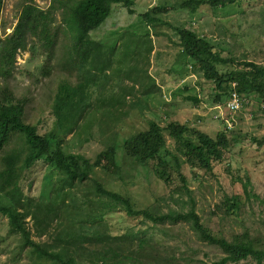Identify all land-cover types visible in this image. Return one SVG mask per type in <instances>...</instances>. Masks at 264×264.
Masks as SVG:
<instances>
[{
  "label": "trees",
  "instance_id": "1",
  "mask_svg": "<svg viewBox=\"0 0 264 264\" xmlns=\"http://www.w3.org/2000/svg\"><path fill=\"white\" fill-rule=\"evenodd\" d=\"M236 1L184 0L180 7L189 12L202 6L224 10ZM115 5L127 8L130 15L135 13L134 0H51L47 9L39 7L34 0H25L12 33L4 37L0 34V77L6 82L10 79L19 53L35 55L39 51L46 54L42 71L49 75L60 40L58 29L53 31L51 26L60 11L72 40L63 68L76 70L78 74L76 85L69 82L59 85L53 104L55 126L45 134L25 122L27 100L17 99L6 83L0 90V216L8 220V234L20 237V252L27 250L31 264H239L243 261L264 264V226L253 229L244 225L242 232H231L227 237L222 230L204 222L197 213L196 194L189 186L188 171L185 172L190 169L193 177L202 174L206 180L215 176V168L226 161L235 142L231 137L233 127L228 129L225 121L223 129L213 138L204 125L182 123L167 115L164 125L150 120L148 129L125 138L121 145L117 132L109 133L110 128L108 131L105 126H99V135L88 132L86 139H100L103 145L93 158L65 150L66 136L94 127V117L89 118L94 112L106 111L110 118L125 101L126 94L118 93L117 86L112 87L108 97L103 95L106 83L102 85L98 76L107 80L108 70L113 65L105 57L104 45L89 36L111 16ZM2 7L3 0H0V14ZM165 10L160 6L152 8L144 20L148 24L159 22L157 15ZM174 30L179 37L176 62L182 66L179 76L190 71L188 65L194 72H200L214 91L215 105L227 102L233 83L251 106L264 103V63L244 56L240 60L224 57L219 47L192 27H175ZM151 51L152 47L148 54ZM95 93L99 96L94 97ZM187 99L200 103L196 97ZM259 110L264 113L262 107ZM81 121L85 122L84 126ZM263 141L264 138L259 144ZM45 166H53L58 171L47 202L23 192L27 178ZM137 167L151 172L167 187L168 198H161L162 201L171 200L180 207L173 209L169 203L161 206L157 200L156 204L137 208L130 197L107 188L112 181H127L124 172ZM86 182L88 184L83 185ZM238 182L242 184V192L221 198L211 211L213 216L244 222L246 208L261 200L249 177H239ZM78 185L83 186L85 196H79L74 190ZM184 197L188 199L183 200ZM117 211L130 219L141 220L140 224H151L146 230L134 226L126 228L122 235H114L108 231L106 217ZM27 219L33 222L37 237L50 234L51 241L33 240ZM55 223L57 227L53 228ZM262 223L264 225V221ZM184 225L198 241L219 251L218 257L213 255L214 261L198 260L196 250L186 255L176 235L162 232L177 241L173 245L154 235L166 227L173 230ZM3 240L0 239V247ZM85 244L94 249H87Z\"/></svg>",
  "mask_w": 264,
  "mask_h": 264
},
{
  "label": "rangeland",
  "instance_id": "2",
  "mask_svg": "<svg viewBox=\"0 0 264 264\" xmlns=\"http://www.w3.org/2000/svg\"><path fill=\"white\" fill-rule=\"evenodd\" d=\"M25 0H3L0 14V34L4 37L12 33L16 27ZM42 9H47L51 0H34ZM184 0H134L135 13L130 15L128 9L115 5L112 14L100 28L90 32V39L100 42L107 49L105 57L113 67L108 69L109 78L106 80L99 75V81L106 83L103 95L108 97L112 87H118V93L126 94L125 101L112 117L107 118V112H94L93 125L90 130L79 129L74 134L64 138L63 145L69 153L84 154L93 158L103 149L100 139L87 141L89 134H98V127L105 126L107 130L118 134V144L134 133L148 129V122L156 120L164 125L167 115L179 122L202 124L205 131L215 138L223 129L225 120V104L216 109L213 103L214 91L205 82L200 72L190 70L179 76L182 66L177 65L179 37L175 27H192L201 36L207 37L224 53V57L240 60L243 56L249 60L264 63V0H237L224 10H212L202 6L196 11H187L180 7ZM160 6L166 10L159 12V22L144 20L152 8ZM58 29L60 40L55 49L56 57L51 62V72L44 75L42 67L46 64V54L38 52L32 55L28 52L19 53L16 67L8 81L0 77V90L8 85L17 99L27 100L24 120L27 124L38 127L40 134L49 133L54 129L55 117L53 114L54 97L60 84L78 83L76 70H64L63 64L66 52L72 44L71 32L62 23L60 11L56 13V22L51 29ZM224 30V33H223ZM65 32V34H64ZM220 33H223L221 35ZM152 51L148 54L149 49ZM176 67H178L176 69ZM96 73V71L94 72ZM107 77V76H106ZM96 89L97 86H94ZM102 88V86L100 87ZM99 88V89H100ZM99 96L98 93L94 97ZM196 97L199 104L187 98ZM96 100V98H95ZM261 105L247 106L238 112L231 130L234 134V145L226 155V161L214 170V177L204 179L201 174L193 177L194 172L188 171L189 186L196 194V209L199 216L207 224L222 230L227 237L231 232L240 233L245 226L253 229L263 227L264 221V113ZM216 116H219L216 118ZM225 116V117H224ZM224 117V119H222ZM87 122V118L84 119ZM81 121V126L85 122ZM84 122V123H83ZM225 123V122H224ZM87 131V132H86ZM96 136V137H97ZM87 141V142H86ZM171 146V142L168 141ZM121 155V151H120ZM41 166L37 167L40 168ZM202 173V172H200ZM58 171L53 166H45L33 172L26 180L24 194L28 197H38L40 201L47 202L53 193L57 182ZM249 177L254 191L261 200L252 203L246 208L243 216L244 222L221 220L211 214L215 203L226 194L242 192V184L238 178ZM127 181H112L108 189L130 197L137 208H146L157 203L166 206L168 203L173 209L180 207L170 202L162 201L168 198V189L150 172L146 173L142 167L133 171H125ZM88 184V182L83 185ZM81 188V191H80ZM89 187H86L88 189ZM82 185L74 187L79 196L82 194ZM93 189L90 188V191ZM184 197L183 200H187ZM123 212L117 211L114 215L106 217L107 228L114 235H122L126 228L136 226L137 229L146 230L148 224H140L139 219L125 217ZM27 227L32 233V239L38 242L51 241L52 235L36 236V229L31 219L26 220ZM89 226V225H88ZM169 226V225H167ZM54 224L53 228H56ZM166 227V226H164ZM177 229L166 227L154 234L156 238L167 240L173 245L176 240L168 238L162 232L179 237L182 250L190 255L196 250V257L203 262L214 261L219 251L207 243L198 241L187 228ZM8 220L0 216V239H4L0 250V264H31L32 260L26 256L27 250L20 252L22 241L17 235L8 234ZM78 230L79 225H77ZM169 228V229H168ZM156 233V232H155ZM182 241V242H181ZM87 249H94L85 244ZM216 254L213 259V255ZM239 264H254L243 261Z\"/></svg>",
  "mask_w": 264,
  "mask_h": 264
},
{
  "label": "built area",
  "instance_id": "3",
  "mask_svg": "<svg viewBox=\"0 0 264 264\" xmlns=\"http://www.w3.org/2000/svg\"><path fill=\"white\" fill-rule=\"evenodd\" d=\"M232 87L233 91H231L225 104V115L228 116V118L225 119V122L228 129H231L234 126V116L250 105V101L237 92L235 83L232 84ZM218 117L219 116H216V118Z\"/></svg>",
  "mask_w": 264,
  "mask_h": 264
},
{
  "label": "clouds",
  "instance_id": "4",
  "mask_svg": "<svg viewBox=\"0 0 264 264\" xmlns=\"http://www.w3.org/2000/svg\"><path fill=\"white\" fill-rule=\"evenodd\" d=\"M190 68H192V66H190ZM187 69H188V68H187ZM188 70H189V69H188ZM218 107H220V106H219V105H216L215 108H216V109H219ZM225 116H227V115H225ZM225 116H224V117H225ZM234 117H235V116H234ZM226 118H227V117H226ZM226 118H225V119H226ZM223 119H224V118H223ZM234 120H235V119H234ZM224 121H225V120H224ZM234 122H235V121H234Z\"/></svg>",
  "mask_w": 264,
  "mask_h": 264
},
{
  "label": "crops",
  "instance_id": "5",
  "mask_svg": "<svg viewBox=\"0 0 264 264\" xmlns=\"http://www.w3.org/2000/svg\"><path fill=\"white\" fill-rule=\"evenodd\" d=\"M223 33H224V30H223ZM223 33H220L221 35H223ZM224 36V35H223Z\"/></svg>",
  "mask_w": 264,
  "mask_h": 264
}]
</instances>
